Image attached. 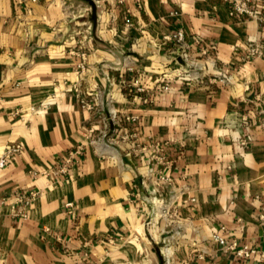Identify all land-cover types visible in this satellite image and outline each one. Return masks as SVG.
<instances>
[{"label":"crops","instance_id":"obj_1","mask_svg":"<svg viewBox=\"0 0 264 264\" xmlns=\"http://www.w3.org/2000/svg\"><path fill=\"white\" fill-rule=\"evenodd\" d=\"M253 9L0 0V158L21 147L0 170V264H263L264 0ZM30 191V206L14 197Z\"/></svg>","mask_w":264,"mask_h":264},{"label":"built area","instance_id":"obj_2","mask_svg":"<svg viewBox=\"0 0 264 264\" xmlns=\"http://www.w3.org/2000/svg\"><path fill=\"white\" fill-rule=\"evenodd\" d=\"M17 1L19 3H23L26 0H17ZM32 1H35V0H32ZM121 1L122 0H118V2H121ZM227 1H229L230 3V9H231L230 14L232 16L236 18H243V19L257 17V12L253 9V3L255 2V0H227ZM94 4L97 5L98 1H94ZM89 28H91L90 24H88L87 26V29ZM166 38L178 44L180 55L182 56L184 60L189 59V55L186 53V49H187L186 40H185L183 31L181 29H177L175 32L166 35ZM252 52L259 53V50L253 49ZM79 57H80V61L77 64V66L81 71L84 69V63L86 59L84 52L80 53ZM134 82L137 83V80H135ZM167 88H168L167 83L160 84L159 89H167ZM137 91L142 92L143 89L137 88ZM80 103H81V107L86 110H90L92 108V105L86 102L85 100H81ZM128 120L134 121L136 120V118L129 117ZM20 150H21V147L19 145H14V146L7 148L4 154L0 158V170L4 169L6 164L11 159L12 155L19 153ZM83 151H84V145H79L75 147L73 150H71L67 154V158L65 159V162H64L65 164L61 168H59L57 173H51V174L57 175L58 173L60 174L66 173V166L70 164L71 162H73L74 160H78L82 156ZM168 182H169V178H166L165 176L159 177V181H158L159 184L168 183ZM36 196H37V192H34V191L20 192L14 195L18 203L22 205L24 204V206H30L34 202ZM149 196H150V201L152 204V214H154L155 216L156 215H160V216L168 215V211L163 209L164 199L157 196V190L155 187L152 188ZM66 206L71 207L72 205L67 204ZM212 240L216 244H218V246L222 247L223 250L231 251L232 253H234V255H236L240 259H248L257 253L255 249L252 250L246 246H240L236 240L227 241L219 233L214 234L212 236ZM260 259H261V263L264 264V253L260 254ZM165 262L166 264L169 263L167 259Z\"/></svg>","mask_w":264,"mask_h":264},{"label":"rangeland","instance_id":"obj_3","mask_svg":"<svg viewBox=\"0 0 264 264\" xmlns=\"http://www.w3.org/2000/svg\"><path fill=\"white\" fill-rule=\"evenodd\" d=\"M161 246V245H160ZM163 247V246H162ZM166 261V260H165ZM163 264H166V262L165 263H163Z\"/></svg>","mask_w":264,"mask_h":264}]
</instances>
